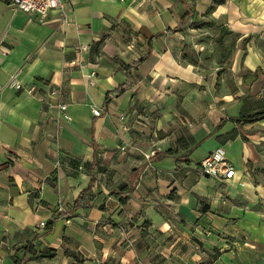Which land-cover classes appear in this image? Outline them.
Instances as JSON below:
<instances>
[{"label": "crops", "instance_id": "crops-1", "mask_svg": "<svg viewBox=\"0 0 264 264\" xmlns=\"http://www.w3.org/2000/svg\"><path fill=\"white\" fill-rule=\"evenodd\" d=\"M8 2L0 264H14L24 244L33 254L23 264H264V119L233 122L237 101L193 107L197 79L181 65L187 22L206 16L210 0H66V23L55 11L39 22ZM216 147L230 179L199 173ZM89 184V207L72 210Z\"/></svg>", "mask_w": 264, "mask_h": 264}, {"label": "rangeland", "instance_id": "rangeland-1", "mask_svg": "<svg viewBox=\"0 0 264 264\" xmlns=\"http://www.w3.org/2000/svg\"><path fill=\"white\" fill-rule=\"evenodd\" d=\"M209 3L206 16L189 19L182 37L181 65L187 64L197 79L191 105L203 102L215 109L221 100L228 107L237 101L241 102L242 117L264 111V0ZM249 54L258 63L252 65ZM154 100L152 110L157 108ZM181 102L182 97L176 94L175 106ZM179 127L184 132L181 124ZM215 256L216 251L209 254L211 259Z\"/></svg>", "mask_w": 264, "mask_h": 264}, {"label": "built area", "instance_id": "built-area-1", "mask_svg": "<svg viewBox=\"0 0 264 264\" xmlns=\"http://www.w3.org/2000/svg\"><path fill=\"white\" fill-rule=\"evenodd\" d=\"M8 3L16 10L28 16H34L39 22L44 21L48 14L53 11L60 14L63 23L67 22L65 18L66 0H9ZM81 49L84 51L86 47ZM8 86L14 90L21 89V85L14 80H10ZM25 91L32 93L34 88H25ZM58 94V91L54 89L49 90L48 93L49 97H56ZM56 108L61 112V119L68 121L69 117L65 112V106L58 104ZM90 113L93 117L100 116V111L96 108H92ZM120 150H123V148H120ZM233 172V167L226 159L224 150L221 147L214 148L199 163V173L205 178L227 180L232 178ZM38 226L43 227V223H38Z\"/></svg>", "mask_w": 264, "mask_h": 264}, {"label": "trees", "instance_id": "trees-1", "mask_svg": "<svg viewBox=\"0 0 264 264\" xmlns=\"http://www.w3.org/2000/svg\"><path fill=\"white\" fill-rule=\"evenodd\" d=\"M178 1L180 3H183L182 0H178ZM186 15H187V12L184 15V17ZM151 39L152 38L148 40V43L151 41ZM261 119H264V111H257L250 115H246L244 117L239 116L235 119H232V121L235 123H252V122L259 121ZM219 125H217L216 128H219ZM92 199H93V192L91 191L90 184H89L86 188H84L77 194V197L75 198L73 205H72V210L88 208L89 207L88 204ZM21 249H22V255L19 258H13L14 264H23V262L27 259L26 255L33 254V250L31 249V244H24L21 247Z\"/></svg>", "mask_w": 264, "mask_h": 264}]
</instances>
